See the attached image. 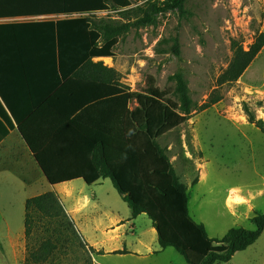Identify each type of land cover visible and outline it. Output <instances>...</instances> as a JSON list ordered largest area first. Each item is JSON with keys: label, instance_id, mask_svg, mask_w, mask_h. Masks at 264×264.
Wrapping results in <instances>:
<instances>
[{"label": "trees", "instance_id": "obj_1", "mask_svg": "<svg viewBox=\"0 0 264 264\" xmlns=\"http://www.w3.org/2000/svg\"><path fill=\"white\" fill-rule=\"evenodd\" d=\"M186 1L0 0V20L56 17L0 24V143L17 126L51 186L110 179L132 218L146 214L152 221L163 250L175 249L188 264H225L260 239L264 214L252 219L255 230L234 228L222 239L210 238L204 224L192 218L188 188L160 143L196 110L187 80L180 73L172 77L175 100L152 77L143 92H132L114 68L95 61L114 57L119 39L156 25L161 13L181 9ZM111 11L116 19L101 16ZM263 48L264 34L249 50L233 41L218 85L238 82ZM220 101L214 93L200 110ZM246 112L264 134V121ZM37 221L58 222L77 233L55 191L27 199L28 242ZM57 241L28 246L26 264L48 263Z\"/></svg>", "mask_w": 264, "mask_h": 264}, {"label": "rangeland", "instance_id": "obj_2", "mask_svg": "<svg viewBox=\"0 0 264 264\" xmlns=\"http://www.w3.org/2000/svg\"><path fill=\"white\" fill-rule=\"evenodd\" d=\"M101 16L116 19L118 14L111 11ZM260 34H264V0H187L181 9L161 13L156 25L134 29L119 39L114 57L95 60L114 68L132 92H143L152 77L156 87L175 100L172 77L180 73L187 80L196 110L160 143L188 188L192 218L204 224L212 239H222L234 228L255 230L252 219L264 214V198L256 196L264 190V134L249 123L246 112L248 108L257 120L264 121V48L238 82L217 83L232 59V42L238 41L249 50ZM214 93L221 101L200 110ZM3 175L0 172L2 185ZM38 175L43 185L39 192H44L48 186ZM7 184L0 189V264H26L28 246L36 249L48 238L58 239V250L46 264L121 262L117 258L108 262L102 252L85 244L77 229L75 233L58 222L37 221L28 242L24 195ZM238 194L245 208L233 215L228 200ZM115 195L131 217L117 191ZM252 195L256 198L249 212ZM150 223L147 215H141L137 222V231L145 233L147 241L152 239ZM129 260L122 263L188 264L173 248L149 261ZM225 264H264V236L257 248Z\"/></svg>", "mask_w": 264, "mask_h": 264}, {"label": "crops", "instance_id": "obj_3", "mask_svg": "<svg viewBox=\"0 0 264 264\" xmlns=\"http://www.w3.org/2000/svg\"><path fill=\"white\" fill-rule=\"evenodd\" d=\"M55 18L53 16H39L3 19L0 20V24L44 21ZM0 172L5 174L2 179L5 184L8 182L7 186L10 184L17 187L18 192L24 195V206L28 198L49 191L57 192L64 203L67 214L75 222L76 228L85 244L97 253L102 252L103 257L108 262H110L109 259L111 258H117L121 261L116 263L112 261L114 264H127L122 262H131L129 258L135 259L138 262L149 261L155 256L165 254L169 249L163 250L160 247L158 234L153 227L152 221L148 228L152 237L151 241H147L145 233L137 231V222L141 215L136 219H133L132 216L130 217L123 203L116 197L115 192L117 190L110 179L101 180L92 186H88L82 180L55 187L51 186L40 170L17 126L0 143ZM38 174H40L41 178H44L48 186V190L44 192H39L43 189V185L42 182L38 181ZM2 184H0V189L6 187L5 184ZM257 195L259 198H264V190L259 191ZM256 196L252 195L253 200L250 202L249 212L254 209L253 201ZM121 200L123 201V199ZM240 201H242L240 194L229 198L228 206L232 207L233 215H238L243 209L244 206L241 207ZM124 204L127 203L124 202ZM3 219L7 218L3 215ZM263 236L264 233L254 245L244 252L237 253L234 258L245 255L249 250L257 248V244ZM125 249L130 253L115 254ZM149 264L156 263L150 262Z\"/></svg>", "mask_w": 264, "mask_h": 264}, {"label": "water", "instance_id": "obj_4", "mask_svg": "<svg viewBox=\"0 0 264 264\" xmlns=\"http://www.w3.org/2000/svg\"><path fill=\"white\" fill-rule=\"evenodd\" d=\"M39 166V165H38ZM40 168V167H39ZM40 170H41V168H40ZM42 171V170H41ZM42 173H43V171H42ZM43 175H44V173H43ZM44 177H45V175H44ZM47 180V179H46ZM49 183V182H48Z\"/></svg>", "mask_w": 264, "mask_h": 264}, {"label": "bare ground", "instance_id": "obj_5", "mask_svg": "<svg viewBox=\"0 0 264 264\" xmlns=\"http://www.w3.org/2000/svg\"><path fill=\"white\" fill-rule=\"evenodd\" d=\"M235 200V199H234ZM241 202V201H240ZM229 204V203H228ZM232 206V205H231Z\"/></svg>", "mask_w": 264, "mask_h": 264}]
</instances>
